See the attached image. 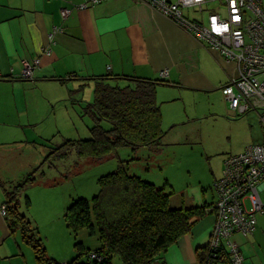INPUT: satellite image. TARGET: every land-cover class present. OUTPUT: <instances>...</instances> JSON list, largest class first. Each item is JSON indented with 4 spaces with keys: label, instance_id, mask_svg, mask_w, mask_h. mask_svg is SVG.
I'll use <instances>...</instances> for the list:
<instances>
[{
    "label": "crops",
    "instance_id": "0c3cea01",
    "mask_svg": "<svg viewBox=\"0 0 264 264\" xmlns=\"http://www.w3.org/2000/svg\"><path fill=\"white\" fill-rule=\"evenodd\" d=\"M87 1L0 0V209L7 202L10 181L16 182L12 168L28 172L31 167L25 152L44 138L38 130L49 120L51 106L46 98L65 101L70 90L79 88L81 81L68 79L70 75H114L126 84L133 76L160 77L170 84L157 89L158 102L164 105L174 102V88L181 96L179 100L186 99L182 91L210 95L222 90L237 73L236 65L220 52L143 0H102L73 10L69 19L61 17L62 8ZM55 26H62L64 31L55 34L52 45L49 34ZM47 47L52 50L50 54ZM25 61L38 62L33 81L22 78ZM34 91L41 98L36 105L31 101ZM84 93L86 100L92 101V95ZM62 212H66L64 206ZM34 216V223L39 222ZM257 217L253 235L236 234L233 238L245 257L243 264H264V214ZM215 219L213 213L199 219L190 233L165 253V264H202ZM7 222L1 215L0 264H38L21 231L12 233Z\"/></svg>",
    "mask_w": 264,
    "mask_h": 264
},
{
    "label": "rangeland",
    "instance_id": "374dc122",
    "mask_svg": "<svg viewBox=\"0 0 264 264\" xmlns=\"http://www.w3.org/2000/svg\"><path fill=\"white\" fill-rule=\"evenodd\" d=\"M262 4L264 8V0ZM205 8L207 9L205 15H202L205 19L212 10L221 12L223 16L227 15L219 0H210ZM184 15L192 18L198 13L195 8H191L185 9ZM120 85L127 84L121 82ZM85 92L91 96L94 90L86 86ZM177 92L178 90L174 88V102L161 104L164 115L163 128L167 134L164 144L159 147L160 151L148 147H140L138 150L121 147L117 156L100 164H91L88 159L78 157L76 152L62 160H49L52 148L61 145L66 139L91 138L90 127L93 122L88 116L83 115L78 103L70 102L68 98L61 102L53 97L46 98L51 106L49 120L38 130L44 138L36 141L35 143L39 144L33 145V149L31 147L25 152L31 169L25 173L20 172L19 168L18 171L12 168V175L16 173L17 176L16 182H11L9 186L12 191L15 183L18 184L28 176L35 175L36 182L26 187L20 197V213L27 218L30 216L34 226L43 225L39 231L50 257L58 262H70L76 256V243H82L88 252L101 248L102 242L95 219L94 197L100 192L99 179L120 165H125L130 175L141 177L158 187H165L172 195V204H178L175 207L193 208L215 201L216 193L213 186L217 179L222 178L228 156L241 153L248 145L264 140L261 112L252 110L244 115L232 111L222 90L214 91L210 95L182 91L186 96L184 100H179L181 96L177 95ZM40 100V93L34 91L31 95L32 103L36 105ZM11 157L14 159L13 154ZM143 173L146 175H142ZM262 194L264 197V192ZM27 197L30 206L27 204ZM79 198L91 202L94 232L89 227H81L76 231L68 227L65 213ZM63 206L66 208L64 213ZM35 214L39 218V222L36 223ZM82 259L87 257L83 256ZM112 264L124 263L115 255Z\"/></svg>",
    "mask_w": 264,
    "mask_h": 264
},
{
    "label": "trees",
    "instance_id": "16d2710c",
    "mask_svg": "<svg viewBox=\"0 0 264 264\" xmlns=\"http://www.w3.org/2000/svg\"><path fill=\"white\" fill-rule=\"evenodd\" d=\"M72 78L78 79L81 83L79 88L70 90L69 95H74L68 96V101L78 103V105L83 103L80 105L83 106L81 107L83 115L88 116L91 120L94 118L93 127L90 128L91 138L73 139L74 141L66 139L62 143L63 146L61 144L52 148L48 156L49 160H62L72 153L78 152V157L82 158H86V154H91V159L88 158V162L100 164L117 156L118 149L121 147H129L133 150H138L140 147H148L154 151L161 150L159 147L164 144L167 133L162 125L163 112L160 103L158 104L156 89L159 85H170L168 82L163 79L151 80L133 76L131 79L128 78V86V84L120 85V78L114 75L93 76L88 77V79L82 77L84 78L82 79L79 75L72 74L68 79ZM146 80L151 81V83ZM132 81L134 84L131 83ZM157 81L159 82L157 83ZM91 83L94 84V93L92 94V101H88L84 92L86 86ZM104 84L107 86L105 87ZM131 84L134 85L132 89L133 85ZM107 87L108 89H106ZM121 90H123L121 95H116ZM72 91L74 92L72 93ZM124 91L126 92L125 95ZM113 93L115 94L113 95ZM67 145H71V148ZM72 149L74 152H69ZM84 155L86 157H83ZM93 155L94 159L92 158ZM96 157L97 159L100 157V160L102 157L105 159L102 162H97L99 160ZM108 174L99 179L101 193L99 192V196L94 197L95 219L102 246L93 252L101 253L102 260L92 259L90 257L92 251H85L82 243H76V256L70 262H66L67 264H112V258L115 255H118L124 264H165V253L180 238L190 233L195 223L209 213L208 208L214 203L204 204L206 207L204 205L193 208L175 207L178 204H172V195L166 191L165 187H158L141 177L130 175L127 172V167L123 164L115 172ZM35 182L36 177L32 174L24 181L16 183L14 190L6 191L7 202L12 199L11 201L15 203L10 201L9 207L8 203H5L10 213L7 210L6 218L9 221V227L12 233L15 230L21 231L23 240L25 239L24 241L33 247L35 255H38L36 259L39 260V264H64L48 255L38 227L34 226L26 215L20 213V196L26 187ZM27 204L30 206L29 199ZM67 212L66 222L69 228L76 231L81 227H89L94 232L92 205L89 200L77 199L68 207ZM13 214L14 216H12ZM21 215L22 219L20 218ZM17 218L22 221L17 223ZM22 223H28V225L24 224L23 226ZM36 239L39 241H35ZM86 255L87 259H82ZM221 260L232 264L227 256L217 262L215 261V264Z\"/></svg>",
    "mask_w": 264,
    "mask_h": 264
},
{
    "label": "built area",
    "instance_id": "2783aa9c",
    "mask_svg": "<svg viewBox=\"0 0 264 264\" xmlns=\"http://www.w3.org/2000/svg\"><path fill=\"white\" fill-rule=\"evenodd\" d=\"M83 4L64 7L61 17L65 20L76 10L87 8L91 0ZM196 38L219 51L237 68L236 75L223 87L230 108L239 114L252 110L261 112L264 124V8L262 0H219L227 15L211 12L202 17L210 0H145ZM197 9L198 17H186L185 9ZM55 26L49 34L50 44H55V34L63 32ZM52 52L47 47L46 53ZM38 62H24L23 77L32 79ZM254 99L259 100L257 105ZM250 110V111H249ZM264 128V127H263ZM216 199L208 208L216 221L202 264H215L224 256L232 264H243L245 257L239 245L232 239L236 234L253 235L258 227V215L264 214V141L250 145L240 154L228 156L221 179L214 183ZM250 203L248 206L247 203ZM0 213L7 215L4 204ZM92 259L102 256L92 252ZM219 258V259H218ZM67 264V263H64Z\"/></svg>",
    "mask_w": 264,
    "mask_h": 264
},
{
    "label": "bare ground",
    "instance_id": "6f19581e",
    "mask_svg": "<svg viewBox=\"0 0 264 264\" xmlns=\"http://www.w3.org/2000/svg\"><path fill=\"white\" fill-rule=\"evenodd\" d=\"M89 1H90V0H89ZM143 1H145V0H143ZM145 2H146V1H145ZM94 4H96V3H94ZM71 5H72V4H71ZM73 5H74V4H73ZM149 6H150V5H149ZM74 10H75V9H74ZM219 10H220V8H219ZM208 11H209V10H208ZM212 12H213V10H212ZM203 15H205V14H203ZM70 16H71V15H70ZM68 19H69V18H68ZM48 39H49V38H48ZM198 40H199V39H198ZM49 44H50V43H49ZM52 45H53V44H52ZM205 45H206V44H205ZM206 46H207V45H206ZM66 48H67V47H66ZM45 50H46V49H45ZM53 51H54V50H53ZM39 52L41 53V51H39ZM44 52H45V51H44ZM41 54L43 55V53H41ZM218 54H219V51H218ZM42 55H41V56H42ZM49 56H50V55H49ZM35 58H36V57H35ZM74 58H75V57H74ZM224 62H225V61H224ZM42 66H43V65H42ZM44 67H45V66H44ZM41 68H42V67H41ZM82 69H83V68H82ZM82 69H81V70H82ZM77 70H78V69H77ZM110 70H111V69H110ZM165 70H166V69H165ZM108 72H110V71H108ZM108 72H106V73L108 74ZM111 72H112V71H111ZM111 72H110V73H111ZM34 73H35V72H34ZM106 73H105V74H106ZM116 74H119V73H116ZM103 75H104V74H103ZM121 75H122V74H121ZM132 75H133V74H132ZM134 75H135V74H134ZM68 76H69V75H68ZM107 76H108V75H107ZM110 76H112V75H110ZM118 76H119V75H118ZM137 76H138V75H137ZM139 76H140V75H139ZM139 76H138V77H139ZM119 77H120V76H119ZM119 77H118V78H119ZM126 77H127V76H126ZM135 77H136V76H135ZM141 77H142V76H141ZM143 77H144V76H143ZM166 77H168V76H166ZM22 78L25 79L23 76H22ZM33 78H34V77H33ZM33 78H32V81H33ZM81 78H82V77H81ZM118 78H117V79H118ZM147 78H148V77H147ZM147 78H146V79H147ZM159 78H160V77H159ZM159 78H158V79H159ZM164 78H165V77H164ZM48 79H49V78H48ZM48 79H46V80H48ZM56 79H58V78H56ZM56 79H55V80H56ZM63 79H65V78H63ZM72 79H73V78H72ZM82 79H84V78H82ZM86 79H88V78H86ZM89 79H90V78H89ZM109 79H110V78H109ZM122 79H123V78H122ZM122 79H121V80H122ZM130 79H131V77H130ZM135 79H136V78H135ZM142 79H143V78H142ZM158 79H157V80H158ZM25 80H27V79H25ZM28 80H31V79H28ZM70 80H71V79H70ZM100 80H101V79H100ZM106 80H107V79H106ZM106 80H105V81H106ZM127 80H128V79H127ZM127 80H126V81H127ZM160 80H161V79H160ZM169 80H170V79H169ZM113 81H114V80H113ZM133 81H134V80H133ZM133 81H132L131 83H133ZM146 81H149V80H146ZM35 82H36V81H35ZM115 82H116V81H115ZM141 82H143V81H141ZM149 82L151 83V81H149ZM158 82H159V81H157V83H158ZM161 82H162V81H161ZM161 82H160V83H161ZM102 83H103V82H102ZM106 83H107V82H106ZM117 83H118V82H117ZM117 83H116V84H117ZM120 83H121V82H120ZM139 83H140V82H139ZM172 83H173V82H172ZM107 84H109V83H107ZM122 84H123V83H122ZM127 84H128V83H127ZM133 84H134V83H133ZM133 84H131V85H133ZM143 84H144V82H143ZM165 84H166V83H165ZM104 85H105V87L107 86L106 84H104ZM112 85H113V84H112ZM227 85H228V84H227ZM110 86H111V85H110ZM114 86H115V85H114ZM114 86H113V87H114ZM128 86H129V84H128ZM136 86H137V84H136ZM144 86H146V85H144ZM172 86H173V85H172ZM224 86H226V85H224ZM224 86H223V87H224ZM115 87H116V86H115ZM119 87H120V86H119ZM152 87H154V86L152 85ZM37 88H38V87H37ZM125 88H126V87H125ZM132 88H134V85H133V87H131V89H132ZM167 88H168V87H167ZM106 89H108V87H107ZM118 89H119V88H118ZM135 89H136V88H135ZM152 89H153V88H152ZM168 89H169V88H168ZM170 89H171V88H170ZM110 90H112V89H110ZM116 90H117V88H116ZM133 90H134V89H133ZM153 90H154V89H153ZM74 91H75V90H74ZM74 91H72V93H73ZM113 91H114V89H113ZM117 91H118V90H117ZM122 91H123V90H121V91L119 92V94L117 93L116 95H121L120 93H121ZM156 91H157V89H156ZM75 92H76V91H75ZM124 92H125V91H124ZM127 92H129V91H127ZM132 93H133V92H132ZM132 93H131V94H132ZM152 93H153V92H152ZM222 93H223V91H222ZM68 94H69V93H68ZM114 94H115V93H113V95H114ZM125 94H126V92L124 93V95H125ZM70 95H71V94H70ZM70 95H69V96H70ZM72 95H74V94H72ZM72 95H71V97H72ZM128 95H129V94H128ZM128 95H127V96H128ZM110 96H112V95H110ZM71 97H70V98H71ZM73 98H74V97H73ZM77 98H78V97H77ZM71 99H72V98H71ZM75 100H76V99H75ZM77 100H78V99H77ZM225 100H226V99H225ZM79 101H81V100L79 99ZM83 102H85V101H83ZM87 102H88V101H87ZM226 102H228V101H226ZM254 102H255L257 105L259 104V100H258V99H254ZM81 104H83V103H80L79 106H80ZM84 104H85V103H84ZM91 104H92V103H91ZM158 104H159V102H158ZM169 104H170V103H169ZM228 104H229V103H228ZM85 105H86V104H85ZM154 105H155V103H154ZM81 107H83V106H81ZM229 107H230V106H229ZM84 108H86V107L84 106ZM158 108H159V107H158ZM109 109H110V108H109ZM159 109H160V108H159ZM231 110H232V109H231ZM232 111H233V110H232ZM249 111H250V110H249ZM80 112H81V111H80ZM256 112H257V110H256ZM24 113H25V112H24ZM46 113H47V110H46ZM93 113H94V112H93ZM230 113H231V112H230ZM94 115H95V114H94ZM238 115H239V114H238ZM244 115H245V114H244ZM22 116L25 118V115L22 114ZM255 116H256V115H255ZM260 116H261V115H260ZM90 117H91V116H90ZM213 117H215V116H213ZM240 117H242V116H240ZM256 117H258V116H256ZM24 118H23V121L25 122V119H24ZM259 118H260V117H259ZM90 119H91V118H90ZM92 119L94 120V118H92ZM93 120H92V121H93ZM92 121H91V122H92ZM93 122H94V121H93ZM85 124H86V123H85ZM93 124H94V123H93ZM261 124H262V123H261ZM55 125H56V124H55ZM86 125H87V124H86ZM162 125H163V124H162ZM262 125H263V127H264V124H262ZM86 127H88V126H86ZM92 127H93V126H92ZM92 127H90V128H92ZM88 128H89V127H88ZM168 129H169V128H168ZM263 131H264V128H263ZM90 132H91V131H90ZM81 134H82V133H81ZM86 134H87V133H86ZM79 136H80V135H79ZM165 136H166V135H165ZM46 138H48V137H46ZM78 138H79V137H78ZM48 139H49V138H48ZM209 139H210V138H209ZM72 140H73V139H72ZM78 140H80V139H78ZM164 140H165V139H164ZM56 141H57V140H56ZM70 141H71V140H70ZM73 141H74V140H73ZM76 141H77V140H76ZM207 141H208V140H207ZM50 142H51V141H50ZM53 142H54V141H53ZM209 143H210V142H209ZM260 143H261V142H260ZM34 144H37V143H32V145H34ZM38 144H39V143H38ZM38 144H37V145H38ZM55 144H59V143H55ZM253 144H257V143H253ZM253 144H251V145H253ZM32 145H31V146H32ZM68 145H69V144H68ZM68 145H67V146H68ZM93 145H94V144H93ZM31 146H30V148H31ZM41 146H42V144H41ZM62 146H63V144H62ZM70 146H71V145H70ZM70 146H68V147H70ZM249 146H250V145H248L247 147H249ZM37 147L39 148V146H37ZM247 147H246V148H247ZM33 148H34V147H32V149H33ZM70 148H71V147H70ZM97 148H98V147H97ZM246 148H245L242 152H244V151L246 150ZM84 149H85V148H84ZM38 150H39V149H38ZM70 150H71V149H70ZM70 150H69V152H74V149H72V151H70ZM75 150H76V149H75ZM34 151H35V150H34ZM85 151H87V150L85 149ZM39 152H40V151H39ZM39 152H37V153H39ZM81 153H82V152H81ZM76 154L78 155L79 153L76 152ZM84 154H85V153H84ZM161 154H162V153H161ZM81 155H82V154H81ZM86 155H87V157H86ZM86 155H84L83 157H86V159H88V158L91 159V154H86ZM89 155H90V157H89ZM29 156H30V155H29ZM78 156H79V155H78ZM31 157H32V156H31ZM92 158L94 159V155L92 156ZM98 158H99V159H97V157H96V159L99 160V161L96 160L97 162H100V161L102 162V160L104 161V159H105V158L103 159V157L101 158L102 160H100V157H98ZM105 162H106V161H105ZM161 165H162V164H161ZM97 166H100V165H97ZM153 166H154V165H153ZM95 167H96V166H95ZM154 167H156V166H154ZM59 168H60V167H59ZM161 168H162V167H161ZM221 168H222V167H221ZM149 169H150V167H149ZM223 169H224V168H223ZM142 170H143V169H142ZM142 170H141V171H142ZM111 171H112V170H111ZM113 171L115 172V169H114ZM113 171H112V172H113ZM141 171H140V172H141ZM148 171H149V170H148ZM105 173H106V172H105ZM109 173H110V172H109ZM138 173H139V170H138ZM140 174H141V173H140ZM148 174H149V173H148ZM105 175H106V174H105ZM108 175H109V174H108ZM142 175H146V174L143 173ZM149 175H150V174H149ZM211 175H212V174H211ZM150 176H151V175H150ZM164 177H166V176H164ZM212 177H213V175H212ZM29 178H30V177H29ZM150 178H152V177H150ZM167 178H168V177H167ZM19 179H20V178H19ZM153 179H154V178H153ZM212 179H213V178H212ZM216 179H217V178H216ZM216 179H215V180H216ZM0 180H1V179H0ZM46 181H47V180H46ZM46 181H44V182H46ZM169 181H170V180H169ZM210 181H211V180H210ZM2 182H3V181H2ZM44 182H43V183H44ZM50 182H51V180H50ZM55 182H56V180H55ZM212 182H213V180H212ZM215 182H216V181H215ZM3 183H4V182H3ZM10 183H11V181H10ZM13 183H14V182H13ZM47 183H48V182H47ZM170 183H171V182H170ZM15 184H16V183H15ZM48 184H49V183H48ZM3 185H4V184H3ZM47 186H48V185H47ZM27 189H28V188H27ZM3 190H4V189H3ZM102 190H103V189H102ZM6 191H7V190H6ZM100 193H101V192H100ZM6 194H7V193H6ZM20 194H21V193H20ZM97 196H99V195H97ZM212 196H213V195H212ZM9 197H10V196H9ZM20 197H21V196H20ZM95 197H96V196H95ZM215 198H216V197H215ZM7 199H8V195H7ZM10 199H11V198H10ZM4 200H5V199H4ZM11 200H12V199H11ZM11 200H10V201H11ZM27 200H28V199H27ZM206 200H207V201H210V200H208V199H206ZM212 200H213V199H212ZM7 201H8V200H7ZM10 201H9V202H10ZM24 201H25V200H24ZM9 202H6V204L8 203V207H9V205H10ZM11 202H12V201H11ZM205 202H206V201H205ZM3 203H4V202H3ZM12 203H14V202H12ZM14 204H15V203H14ZM16 204H17V203H16ZM18 204H19V203H18ZM208 204H209V203H208ZM68 205H69V204H68ZM203 205H204V204H203ZM209 205H210V204H209ZM19 206H20V205H19ZM204 206L206 207V205H204ZM211 206H212V205H211ZM15 207H16V206H15ZM12 208H14V207H12ZM19 208H20V207H19ZM19 208H18V209H19ZM10 209H11V207H10ZM200 209H201V208H200ZM7 210H8V213H9V209H7ZM15 210H16V208H15ZM204 210H205V209H204ZM204 210H203V211H204ZM18 211H19V210H18ZM67 211H68V210H67ZM13 212H14V214H15V211H13ZM13 212H12V213H13ZM205 212H206V211H205ZM67 213H68V212H67ZM9 214H10V213H9ZM14 214H13L12 216H14ZM16 214H17V213H16ZM209 214H210V213H209ZM1 215H2V214H1ZM1 215H0V216H1ZM18 215H19V214H18ZM22 215H23V214H22ZM22 215L20 216L21 219H22ZM206 216H207V215H206ZM209 216H210V215H209ZM4 217H6V216H4ZM16 217H19V216L16 215ZM16 217H15V218H16ZM26 217H27V216H26ZM2 218H3V217H2ZM23 218H24V217H23ZM21 219H20V220H21ZM24 219H25V218H24ZM27 219H28V218H27ZM62 219H63V218H62ZM258 219H259V218H258ZM20 220L17 218V223H18V221H20ZM29 220H30V216H29ZM60 220H61V219H60ZM21 221H22V220H21ZM23 221H24V220H23ZM24 222H25V221H24ZM26 222H27V221H26ZM31 222H32V219H31ZM213 222H215V221H213ZM7 223L9 224V221H8ZM10 223H11V222H10ZM32 223H33V222H32ZM64 223H65V222H64ZM22 224H23V226H24V224H27V225H28V223H22ZM51 224H52V223H51ZM58 224H59V223H58ZM66 225H67V224H66ZM9 226H10V225H9ZM23 226H21V227H23ZM35 226H36V224H35ZM26 227H27V226H26ZM36 227H37V226H36ZM210 227H211V226H210ZM213 227H214V226H213ZM8 228H9V230H11L10 227H8ZM24 228H25V227H24ZM38 228H39V227H38ZM211 228H212V227H211ZM13 229H15V228H13ZM212 229H213V228H212ZM21 230H22V229H21ZM24 230H26V229H24ZM28 230H29V229H28ZM30 231H31V230H30ZM210 232H211V231H210ZM23 233H24V232H23ZM28 233H29V232H28ZM28 233H27V234H28ZM27 234H26V235H27ZM32 234H33V233H32ZM40 234H41V233H40ZM29 235H30V233H29ZM29 235H28V236H29ZM38 235H39V234H38ZM208 235H209V234H208ZM28 236H27V237H28ZM33 236H34V235H33ZM30 237H32V236H30ZM78 237H79V236H78ZM24 238H25V237H24ZM234 238H235V237H234ZM24 240H25V239H24ZM35 241L38 242L39 239H38V240L36 239ZM30 242H32V240H30ZM33 243H34V242H33ZM34 244H35V243H34ZM173 244H174V243H173ZM44 245H45V243H44ZM82 245H83V244H82ZM84 245H85V244H84ZM99 246H100V245H99ZM206 246H207V245H206ZM31 247H32V246H31ZM88 247H89V246H88ZM88 247H87V248H88ZM95 248H96V247H95ZM97 248H98V247H97ZM91 250H92V249H91ZM51 251L54 252L55 250H54V251L51 250ZM72 254H74V252H73ZM100 254H101V253H100ZM52 255H54V254L52 253ZM52 255H51V256H52ZM36 256H38V255H36ZM47 257H48V255H47ZM53 257H55V256H53ZM86 257H87V255H86ZM36 258H37V257H36ZM60 258H61V256H60ZM67 258H68V257H67ZM33 259H34V258H33ZM48 260H49V259H48ZM38 261H39V260H38ZM221 261H222V260H221ZM64 262H65V261H64ZM34 263H35V262H34ZM61 263H62V262H61ZM171 263H173V262H171ZM38 264H39V263H38ZM84 264H85V263H84ZM216 264H217V263H216Z\"/></svg>",
    "mask_w": 264,
    "mask_h": 264
}]
</instances>
